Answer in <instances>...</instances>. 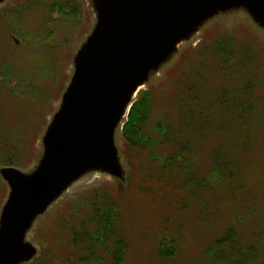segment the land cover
Listing matches in <instances>:
<instances>
[{
	"label": "rangeland",
	"instance_id": "obj_1",
	"mask_svg": "<svg viewBox=\"0 0 264 264\" xmlns=\"http://www.w3.org/2000/svg\"><path fill=\"white\" fill-rule=\"evenodd\" d=\"M67 5L73 11L70 17L62 15L55 0L0 2V171L13 166L28 176L47 155V134L99 16L97 0H72ZM232 42L241 53L225 64L228 69L222 68L210 52L214 45ZM247 84L254 118L235 126L232 136L228 127L219 125L222 116L220 110L216 113L213 94L229 92L228 108L237 104ZM189 86L216 113L209 118L212 126L202 131L200 124H192L196 121L191 119L198 118L196 111L188 117L185 113L184 91ZM147 96L146 132L155 138L156 125L174 126V131L181 125L180 140L190 146L183 152L186 162L163 168L150 159L147 149L132 146L123 134L125 111L113 132L116 169L89 167L55 196L26 226L22 244L30 255L14 264H84L82 259L93 247L104 257L101 263L93 258V264H111L118 239L121 264H233L238 259L248 264L256 254L264 261V26L244 6L206 17L175 51L150 67L132 101ZM231 140L241 146L246 142L234 153L243 186L235 197L226 181L211 188L212 153ZM155 149L160 156L170 150L166 144ZM193 173L205 181L201 186L191 185ZM0 178L1 220L11 187L1 174ZM108 206L116 209L110 239L93 242L87 234L104 229L95 211ZM229 226L237 229L248 257L240 258L236 252L228 255L229 260L214 261L210 254H218V248L213 241ZM164 236L175 240V254L170 257L157 254ZM229 253L226 248L225 255Z\"/></svg>",
	"mask_w": 264,
	"mask_h": 264
},
{
	"label": "water",
	"instance_id": "obj_2",
	"mask_svg": "<svg viewBox=\"0 0 264 264\" xmlns=\"http://www.w3.org/2000/svg\"><path fill=\"white\" fill-rule=\"evenodd\" d=\"M242 6L264 26V0H97V26L78 54L46 137L47 155L28 176L13 167L0 171L11 187L0 220V264L30 255L22 244L26 226L77 176L94 165L116 169L113 132L150 67L206 17Z\"/></svg>",
	"mask_w": 264,
	"mask_h": 264
},
{
	"label": "trees",
	"instance_id": "obj_3",
	"mask_svg": "<svg viewBox=\"0 0 264 264\" xmlns=\"http://www.w3.org/2000/svg\"><path fill=\"white\" fill-rule=\"evenodd\" d=\"M65 0H55V7L59 8L62 15L64 17H70L72 16V8L67 5L68 3L71 5L72 0H66V2H63ZM53 7L52 9H54ZM66 11V12H65ZM215 47L211 50V54L215 56L216 60H218L222 68H227L228 65H225L226 63L230 62V59L236 55V53H241V50L238 49L236 46H234V43L226 44V43H219V46L214 45ZM220 68V66H219ZM197 82L200 84V79H196ZM198 83L196 84L198 86ZM248 85V84H247ZM249 86V85H248ZM248 89V90H247ZM191 86L186 88L184 91V106L187 107V110H185V113L188 117L191 114H193V111H196L198 118H193L191 120L196 121V123H193V125L200 124V130H204V127L209 126L211 127V121L210 117L212 114L213 109H209L204 105L199 96L198 92L195 90L192 92ZM250 91V86L248 88H245L243 91H241V96L237 97L236 105L234 106H228V102L230 101L228 95L229 92L223 91L218 92L216 94H213L215 101L217 103L215 109L216 113H218V110H220V114L222 116V119L219 125H222L223 127H228L229 131L233 133L237 132L235 129V126L241 123L242 126H245L248 124L251 120L254 118V108L255 104L252 103L253 99H251L252 96H250L248 93ZM194 102V104L192 103ZM201 103V104H200ZM192 105L195 106V110L192 108ZM199 105V107H197ZM149 110H150V104H149V98L144 97L141 99H137L134 101L132 106L130 107L129 113L127 115V121L123 125V134L124 137H126L127 141L131 143L132 146L136 145L138 147H142L144 149H147L148 155L152 161H159L163 168H171V166H176L178 164L181 166L182 163L186 162V157L184 156V151L186 149H189L190 146L187 147L188 144H182L183 142H186L184 140H180L182 133L181 125L178 127V131H174V126L172 128H168V126L163 124L156 125V134L158 137L151 138L148 133L146 132L147 122H148V116H149ZM231 113H228V112ZM210 113V114H209ZM215 114H212L214 117ZM219 114V113H218ZM225 114V116H223ZM219 116V115H218ZM212 118V117H211ZM215 120V118H214ZM188 122V121H187ZM184 123L183 125L188 126V123ZM215 125H217L215 123ZM196 128V127H195ZM202 128V129H201ZM246 128V127H245ZM225 129V128H224ZM227 129V128H226ZM176 132L178 135H176ZM230 135V134H229ZM178 136V137H177ZM184 136V134L182 135ZM165 139V140H164ZM245 139V138H244ZM242 139V140H244ZM168 145L170 150L167 154L160 156L156 153V147L162 146V145ZM246 142L241 146L239 144H236L233 142V140L229 142L222 143V145L218 146L212 153L211 157V165H210V173L212 175V181H213V187L220 186L222 184V181H226L229 184L230 187V193L233 197L236 196V192H239L243 186L239 182V172H236L237 165L235 164V158L234 155L235 152H238L240 148H244ZM178 166V167H179ZM174 168V167H173ZM238 171V170H237ZM205 182V181H204ZM203 182V179H200L198 175L193 173L191 175L190 183L193 186L194 184H197L198 186H201ZM2 185V179L0 178V186ZM195 186V185H194ZM209 187V186H207ZM213 190V189H212ZM211 190V191H212ZM194 192V191H192ZM194 194V193H193ZM109 207V206H108ZM105 208V207H103ZM247 208H250L248 205ZM104 211V212H103ZM95 215H99V220L104 226V229L99 230V232H94L93 234H87L89 235V239L93 242H102L104 240L110 239V229L112 230L114 222L116 220V209L109 207L106 210L103 209L100 213H97L95 211ZM239 234L235 226H229L222 236L219 238H216L213 242V247L218 248V254L211 253V259L217 262H220L223 259L229 260V256H235L236 252L240 254V258H246L248 257L247 254L242 252L241 248V240L238 239ZM119 241V242H118ZM175 240L169 237H162L159 241V244L157 246V254L160 257H170L175 254ZM226 248L228 249L229 254L225 255ZM229 255V256H228ZM260 255V256H259ZM123 256V250L122 245L120 243V240H117L116 243V250L115 252L111 253V264H121ZM261 254H256L254 261L253 259L248 260V264H264V261H261L260 259ZM94 258V261H97L99 263L104 262V257L99 255L94 247L89 250V255L85 256L82 259V263L84 264H93L92 260ZM240 259H238V262ZM234 263L233 264H241V263Z\"/></svg>",
	"mask_w": 264,
	"mask_h": 264
},
{
	"label": "bare ground",
	"instance_id": "obj_4",
	"mask_svg": "<svg viewBox=\"0 0 264 264\" xmlns=\"http://www.w3.org/2000/svg\"><path fill=\"white\" fill-rule=\"evenodd\" d=\"M179 44H181V40H178L176 43H175V46H177V45H179ZM138 89H139V87H136L134 90H133V97L137 94V92H138Z\"/></svg>",
	"mask_w": 264,
	"mask_h": 264
}]
</instances>
